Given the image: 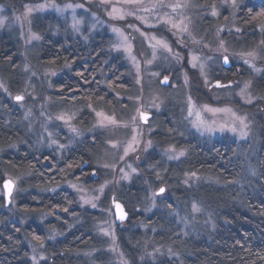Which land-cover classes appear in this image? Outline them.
<instances>
[{
  "label": "rangeland",
  "instance_id": "374dc122",
  "mask_svg": "<svg viewBox=\"0 0 264 264\" xmlns=\"http://www.w3.org/2000/svg\"><path fill=\"white\" fill-rule=\"evenodd\" d=\"M261 2L264 0H217L209 6L199 0H0V36L17 43L20 62L19 89L13 90L3 66L0 89L4 99L22 110L29 129L37 127L41 135L34 141L38 147L47 144V150H65L81 144L85 134L103 139V147L94 157L101 181H95L93 188L77 182L68 184L78 194L82 209L94 211L98 217V247L83 254L85 264H99V258H109L112 264H132L122 247L110 198H126L127 193L122 194L125 187L138 182L144 185L143 201L141 208L134 210L146 216L157 211L165 198H175L167 179L173 180L177 170H170L185 158L186 151L173 142L175 135L167 129L170 115L175 113L178 124L209 139L229 136L249 141L254 134L258 136L260 126L264 130V93H256L254 88L256 79L264 73V22L251 31L255 41L249 44L248 38L253 37L244 36L246 30L239 24L241 7ZM46 15L59 18L73 36L84 41L95 33H108L112 54L121 56L128 67L131 86L117 94L118 111L110 110L103 102L88 107L90 126L86 131L79 122L84 116L78 112L71 108L54 112L60 102L53 99V81L67 68H54L40 61L44 36L38 32L36 22ZM60 35L56 31V36ZM225 56L235 65L236 79L231 88L215 85L225 74ZM165 77L170 79L169 88L161 86ZM17 96L23 99L18 101ZM141 111L155 118L144 124ZM16 147L13 144L9 148ZM4 151L0 148V156ZM6 170L4 179L15 183V191L11 204L2 210L12 221L27 225L34 217L22 214L18 200L31 189L29 178L10 167ZM148 173L160 177L158 186L150 182ZM201 180L196 173H185L181 184L191 188ZM161 188L166 192L157 194ZM0 197L5 198L3 185ZM194 210V215L200 211ZM179 217L183 219L181 214ZM182 225L187 229L191 223ZM129 227L128 223L122 224L125 230ZM151 236H146L143 249L148 261L156 262L163 248ZM29 245L34 263L47 259L43 245Z\"/></svg>",
  "mask_w": 264,
  "mask_h": 264
},
{
  "label": "trees",
  "instance_id": "16d2710c",
  "mask_svg": "<svg viewBox=\"0 0 264 264\" xmlns=\"http://www.w3.org/2000/svg\"><path fill=\"white\" fill-rule=\"evenodd\" d=\"M199 1L210 6L217 0ZM239 16V24L246 30L243 35L253 37L248 38L249 44L255 41L251 31L264 22V3L244 5ZM62 22L52 15L39 17L36 22L38 32L44 36L40 61L54 68H67L53 81V99L60 102L54 112L71 108L84 116L80 123L87 130L88 107L103 102L110 110L118 111L117 94L131 86L128 67L121 56L112 54L108 33H95L84 41L73 36ZM56 31L61 35L57 37ZM18 53L14 40L0 36V66L14 91L20 87ZM234 67L222 74L223 83L236 79ZM254 88L256 93H264V73L256 79ZM261 109L264 111V103ZM166 122L168 131L175 135L173 142L186 151V156L178 166H172L171 173L177 170L173 180L167 179L175 198H165L151 216L134 210L142 206L144 185L136 182L123 190L127 197L122 200L131 214L130 227H119L118 231L132 264H264L262 126L252 140L238 141L229 136L201 137L187 126L177 123L173 127L171 121ZM26 123L22 110L4 99L0 89V148L5 149L0 156V186L8 167L26 174L31 189L19 198L18 205L22 214L34 217L27 225L12 221L9 213L2 210L11 203L8 205L0 197V264H85L83 254L98 247V217L96 212L82 209L78 194L68 184L81 181L80 170L86 162L84 168H96L94 157L103 147V139L88 135L75 147L47 150V144L38 147L34 141L41 135L37 127L30 130ZM29 130L34 133L30 135ZM60 142L65 145L64 140ZM13 144L16 149L9 148ZM185 173H196L203 180L183 188L181 178ZM148 174L150 182L158 186L160 177ZM194 207L200 210L196 215ZM183 222L191 225L183 229ZM129 233L132 235L127 237ZM150 234L163 248L156 262L148 261L143 249ZM32 242L43 245L46 260L34 263L29 245ZM98 262L113 261L99 258Z\"/></svg>",
  "mask_w": 264,
  "mask_h": 264
},
{
  "label": "water",
  "instance_id": "95a60500",
  "mask_svg": "<svg viewBox=\"0 0 264 264\" xmlns=\"http://www.w3.org/2000/svg\"><path fill=\"white\" fill-rule=\"evenodd\" d=\"M227 59H228V62L225 63V57H224L222 64L224 68L230 69L232 68V63L228 57ZM217 84L220 85V82L215 83L216 86ZM161 86L166 87V88L169 87L170 79L168 77L163 78L161 80ZM150 118H152L151 114H147L145 112L141 113V119L144 124H147L148 119ZM3 188L5 190V198H6L7 204L9 205L11 203L12 195L14 194V191H15V183L10 179L5 180L3 183ZM159 194H162V193L159 191ZM113 205H114V215H115L116 223L118 225H121L122 223L127 222L130 219L131 214L127 210L126 206L121 201H113ZM117 205H119V207H117Z\"/></svg>",
  "mask_w": 264,
  "mask_h": 264
},
{
  "label": "flooded vegetation",
  "instance_id": "af4514ba",
  "mask_svg": "<svg viewBox=\"0 0 264 264\" xmlns=\"http://www.w3.org/2000/svg\"><path fill=\"white\" fill-rule=\"evenodd\" d=\"M225 57H227V56H225ZM229 58V57H228ZM230 59V58H229ZM232 63V62H231ZM233 66H234V64L232 63V68H233ZM222 67L224 68V66H223V64H222ZM232 68H230V69H226V68H224L225 69V71L226 70H231ZM217 82H220V86H218L219 88H222V87H232L233 85H234V83L233 82H229V83H223L222 81H221V79L220 80H217ZM216 82V83H217ZM170 87V86H169ZM169 87H167V88H169ZM142 112H145V111H141V113ZM141 113H140V116H141ZM145 113H147V114H151L152 115V118H150V119H148V122L150 121V120H153L154 118H155V115L154 114H152V113H148V112H145ZM176 117V114L175 113H173L172 115H170V119L172 120L171 122H172V126H174V125H176L177 124V118H175ZM79 122H81V121H79ZM180 126H182V127H184V124H180ZM181 127V130H183V128ZM84 129V128H83ZM85 130V129H84ZM86 131V130H85ZM184 132V131H183ZM88 135H86L85 134V139H86V137H87ZM183 138V137H182ZM184 138H186L185 136H184ZM85 139H84V141H85ZM86 165H87V162H86ZM85 164H83V168L81 167V170H80V173L82 174V176H81V181L80 182H77V183H80L83 187H87V188H93L96 184H97V182H99V181H101V176L100 175H98V172H97V170H96V168H94V167H91V168H84L85 166H86ZM84 169V171H82ZM88 169V170H87ZM90 175V176H89ZM92 176H96V177H94L93 179H92ZM95 181H97V182H95ZM165 189V188H164ZM160 191V190H159ZM159 191H158V193L157 194H159ZM166 192V189H165V191L162 193V194H164ZM115 197H112V198H110V200H111V202H113V201H121L123 204H124V202L122 201V200H120V199H116ZM125 205V204H124ZM127 208V207H126ZM128 210V209H127ZM130 213V212H129ZM125 223H128V221L127 222H125ZM123 224V223H122ZM122 224L121 225H118L120 228H122Z\"/></svg>",
  "mask_w": 264,
  "mask_h": 264
},
{
  "label": "snow or ice",
  "instance_id": "6c2138e0",
  "mask_svg": "<svg viewBox=\"0 0 264 264\" xmlns=\"http://www.w3.org/2000/svg\"><path fill=\"white\" fill-rule=\"evenodd\" d=\"M213 15H215V12H213ZM174 26H175V25H174ZM185 30H186V29H185ZM164 46L167 47V45H164ZM194 59H195V58H194ZM227 62H228V59H227V57H225V63H227ZM217 86H220V85L217 84ZM16 99L19 101V100H22L23 97H21V96H17ZM160 192L163 193V192H164V189L161 188V189H160ZM117 207H119V205H117Z\"/></svg>",
  "mask_w": 264,
  "mask_h": 264
},
{
  "label": "bare ground",
  "instance_id": "6f19581e",
  "mask_svg": "<svg viewBox=\"0 0 264 264\" xmlns=\"http://www.w3.org/2000/svg\"><path fill=\"white\" fill-rule=\"evenodd\" d=\"M6 199V198H5Z\"/></svg>",
  "mask_w": 264,
  "mask_h": 264
}]
</instances>
